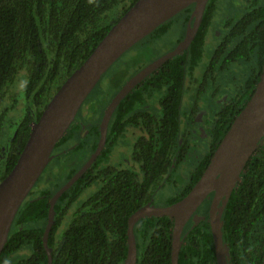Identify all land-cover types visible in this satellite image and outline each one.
<instances>
[{"label":"trees","instance_id":"obj_1","mask_svg":"<svg viewBox=\"0 0 264 264\" xmlns=\"http://www.w3.org/2000/svg\"><path fill=\"white\" fill-rule=\"evenodd\" d=\"M135 1L0 0V181L15 164L31 126L51 96ZM216 2L208 0L201 25L188 49L163 64L118 104L110 118L101 154L56 202L48 236L52 264H123L129 216L151 200L153 203L155 193L171 183L173 174L184 160L187 140L181 129L184 117L181 105L188 89L185 82L187 78H193V72L202 60L204 39ZM244 4L246 8L240 18L225 19L223 23L230 28L209 57L206 77L211 75V80H205V85L214 82L210 86H215L216 93L221 86L215 82L218 73L240 62H252L254 67L244 82L235 87V94L224 100L221 95L213 97L221 100L222 105L219 111L213 112L214 118L206 134L208 152L189 172L186 181L183 180L180 192L167 198L163 206L180 200L197 182L258 81L264 56V0H244ZM192 9L193 5L181 11L126 54L159 39L173 19L182 20L185 32ZM153 61L137 66L133 75ZM122 68L119 66L121 70L107 79V86L113 91L107 102L105 99L99 102L100 97L109 95L102 91V82L107 78L104 74L94 88V91L98 89V94L92 96L96 97V102L89 105L84 118V106L81 108L76 121L59 140L53 151L55 157L38 180L44 179L45 183L53 180V186L37 194L33 189L23 202L0 254V264H13L7 262L9 256L23 248L30 254L14 264H46L42 235L49 201L95 150L103 112L125 83L120 77ZM212 71L218 73L212 76ZM20 78L23 85L16 91ZM154 97L158 115L146 110L147 99L151 102ZM17 111L22 117L16 124L15 119H10L18 116L9 115ZM130 130L140 132L131 151V162L137 169L105 165L111 150ZM57 161L63 164L77 162L76 166L67 168L61 183L54 182L57 175L54 166L59 167L55 165ZM91 187L94 190L77 203L83 192ZM211 198L212 195L196 211L197 218H191L185 225L178 264H216L207 219ZM69 211H72L71 220L62 228ZM220 221L228 264H261L264 252V141L246 163ZM172 226V220L167 217H149L135 224L136 264H170Z\"/></svg>","mask_w":264,"mask_h":264},{"label":"water","instance_id":"obj_2","mask_svg":"<svg viewBox=\"0 0 264 264\" xmlns=\"http://www.w3.org/2000/svg\"><path fill=\"white\" fill-rule=\"evenodd\" d=\"M207 3L208 0H136L112 25L84 61L57 88L37 121L31 126L29 136L15 164L0 181V254L6 245L17 212L55 157L53 151L56 145L76 121L79 111L102 76L129 49L193 5L183 39L173 50L160 56L125 81L103 112L95 150L80 169L51 197L42 245L47 257L46 264H52L48 236L53 226L56 202L101 154L106 143L110 118L122 99L163 64L188 49L202 22ZM263 141L264 56L261 73L249 99L234 117L207 166L189 192L167 206H156L149 202L129 216L126 231L127 252L123 264L137 263L134 226L140 220L149 217H167L172 220L170 264H178L183 229L191 218H197L196 211L210 195L212 198L207 219L215 261L216 264H228L227 248L223 245L220 231L221 216L232 191L240 181L246 163ZM261 264H264V252Z\"/></svg>","mask_w":264,"mask_h":264},{"label":"rangeland","instance_id":"obj_3","mask_svg":"<svg viewBox=\"0 0 264 264\" xmlns=\"http://www.w3.org/2000/svg\"><path fill=\"white\" fill-rule=\"evenodd\" d=\"M244 4L241 0H217L216 2V8H215V16L212 22L211 29H208L209 32L205 36L204 44H203V54H202V60L198 64L197 68L193 72V78H187L185 86L186 91L183 96V101L181 105V111L184 114V117L181 119V129L182 132L185 135V139L187 140V150L184 154V160L181 161V164L177 168L176 172L173 174L171 183L163 185L154 195L153 203L156 206H163L167 198L175 196L177 193L180 192L181 186L184 184L183 180L186 181L188 178L189 172L194 168V166L202 160L203 156L208 152L209 149V138L206 135L208 128L210 127V123L212 122V119L214 116H212L213 112L219 111L221 108L222 102L221 100L213 99L212 97L209 98L207 96H210L208 93L201 94L199 97L196 96V93L198 91L199 83H195V78H198L197 81H199V73L201 74L203 72V69L206 67V64L208 63L209 57L214 53L215 46L219 43V38L224 36L225 29L221 28L223 23L225 22V19H231L236 20L240 18V15H242L244 10ZM210 28V27H209ZM161 37L157 40L152 41L151 43H147L144 45H141L136 51H131L132 53H125L126 55L123 58H119L105 73L107 78L104 79L102 82V91L105 92V94L109 93L108 97L105 98L102 96L100 97V103H102L103 99H105V103L107 102L110 94L113 92L110 90V86H107L108 80L112 76L116 75L120 70L118 69L119 66L123 65L124 69L120 73V77L124 82L133 75L134 70L137 66H141L145 63H148L150 61H153L154 59L158 58L159 56L169 52L171 49H173L177 42L179 41L180 37L184 36V28L182 25L181 19H173L171 22H169V25L164 29ZM221 40V39H220ZM122 59V60H121ZM121 60V61H120ZM130 60V61H129ZM120 61V63H119ZM254 67L253 63H243L240 62L238 64H233L229 66L228 71L223 72L220 74V76L215 80L216 84L220 86V89L218 92L215 93L214 97L219 98L221 95L222 100L223 95L224 96H230L235 94V87H239L244 80L249 75L250 70ZM23 76V75H21ZM23 85V80L20 78L15 90L18 91ZM211 83L208 86V90H212ZM96 89L94 92L92 91L91 94L88 96L86 101V105H84V109L82 111L83 118L85 117V114L87 113V108L89 105H93L96 102V97H93L95 93H97ZM111 91V93H110ZM98 94V93H97ZM156 97L150 100L147 99L148 105L146 110L150 112L157 113L158 112V104L157 100H155ZM221 99V98H220ZM21 107L18 106L17 109ZM102 108V107H101ZM99 108V109H101ZM157 109V111H156ZM19 115V111L12 112L9 116L16 117ZM189 116V117H187ZM22 117V114L18 116L17 118H11L10 120L15 119V123L17 124L18 120ZM192 120H195L191 123ZM14 123V122H13ZM139 131L137 130H130L126 133L125 137L121 139L120 142L117 143V145L111 150V152L108 155V158L105 162V165L113 166L117 168H135L137 169V166L133 165L131 162V151L132 146L135 141V138L139 135ZM83 156V154H82ZM61 163L62 161H57L55 165H58L59 167L54 166V171L57 169V175L54 178V182L61 183L66 174L67 168L70 167V165H77V162L68 163L59 165L58 163ZM45 170L43 171L42 175L39 178V181L41 180V177L45 174ZM47 174V173H46ZM55 174V173H54ZM48 176V174H47ZM38 181V182H39ZM53 181V180H52ZM52 181H48V183H45L44 179L36 183L33 187V193L37 194L40 190L49 188L53 186ZM172 181H175L176 184L174 185ZM94 188L91 187L83 192L77 203L82 202L83 198L87 197L91 191H93ZM76 206V204L74 205ZM71 213L72 211H69V214L64 219L62 228H65L67 224L71 220ZM30 254V251L27 248H23L19 251H17L14 254H11L8 258V263H15L18 259H24Z\"/></svg>","mask_w":264,"mask_h":264},{"label":"flooded vegetation","instance_id":"obj_4","mask_svg":"<svg viewBox=\"0 0 264 264\" xmlns=\"http://www.w3.org/2000/svg\"><path fill=\"white\" fill-rule=\"evenodd\" d=\"M241 1H242V3L244 4V0H241ZM244 5H245V4H244ZM245 8H246V6H244V10H243V12L245 11ZM214 12H215V11H214ZM214 16H215V14L213 13L212 19H211V21H210L211 25L209 24V26H208L207 29H211V27H212V22H213V19H214ZM200 25H201V24H200ZM186 26H187V23H186ZM199 27H200V26H199ZM209 27H210V28H209ZM221 28H224L226 31H228V29H229L230 27H226L225 24H223V25L221 26ZM226 31H225V32H226ZM208 32H209V30H208ZM208 32H207V34H208ZM184 34H185V32H184ZM207 34H206V35H207ZM223 37H224V36H222L221 38H219V41H220V39H222ZM204 42H205V41H204ZM228 69H229V67H228L227 70H225V71H228ZM206 70H207V69H206V67H205V68L203 69V72H202L201 74L199 73V75H200V77H199V81H197L198 78H195V79H194V80H195V83L197 82V83L200 84L199 87H198V91H197V93H196V96L199 97L201 94L208 93L210 96H207V97H209V98L212 97V98H213V97H214V94H215V86L212 87L213 89H212L211 91L207 89L208 87H206V86H209V85H207L209 82L205 85V82H206L205 80H208V79L211 80V78H210L211 75L207 78V77H206ZM211 70H212V69H211ZM225 71H222V73L225 72ZM214 73H215V75H216V73H218V71H216V72H214ZM214 73H213V71H212V73H210V74H213L212 76H214ZM222 73H218V74H217V78H218V77L220 76V74H222ZM207 75H208V74H207ZM217 78H216V79H217ZM185 83H186V82H185ZM210 83H211V82H210ZM211 84L213 85L214 82H212ZM205 87H206V88H205ZM225 98H226V96L223 95V99H225ZM193 121L195 122V120H192L191 123H192ZM150 203H152V200L150 201Z\"/></svg>","mask_w":264,"mask_h":264}]
</instances>
